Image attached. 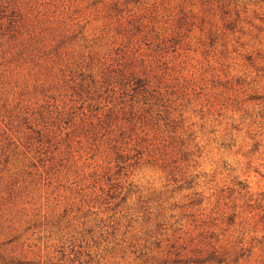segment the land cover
<instances>
[{
    "label": "rangeland",
    "instance_id": "374dc122",
    "mask_svg": "<svg viewBox=\"0 0 264 264\" xmlns=\"http://www.w3.org/2000/svg\"><path fill=\"white\" fill-rule=\"evenodd\" d=\"M0 264H264V0H0Z\"/></svg>",
    "mask_w": 264,
    "mask_h": 264
}]
</instances>
